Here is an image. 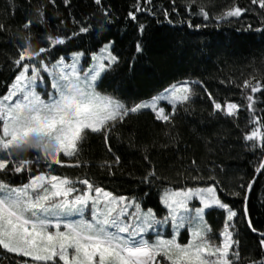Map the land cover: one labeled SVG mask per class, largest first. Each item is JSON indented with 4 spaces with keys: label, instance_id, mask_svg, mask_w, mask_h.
<instances>
[{
    "label": "snow or ice",
    "instance_id": "obj_1",
    "mask_svg": "<svg viewBox=\"0 0 264 264\" xmlns=\"http://www.w3.org/2000/svg\"><path fill=\"white\" fill-rule=\"evenodd\" d=\"M49 2L55 4L56 0ZM250 2L259 6L261 26L256 31L264 34V0ZM63 3L71 6V0ZM94 3L110 21L113 16L110 6L104 0H94ZM152 3L153 0H133L127 17L138 21V13L156 15V9L150 7ZM172 5H176V0H172ZM9 6L16 7L14 0H10ZM210 6L214 7L213 0H199L198 4L197 0H185L186 10L206 21L230 22L232 18L256 11L234 2L213 16L208 10ZM178 7L172 6L171 12H176ZM162 11L169 23H173L169 9ZM35 12L37 19L30 17L22 25L27 35L21 37L18 56L13 58L15 72L11 83L0 94V250H3L0 254H16L21 257L20 264H242L244 259L248 264H264V228L258 227L251 217L248 195L253 190L255 176L247 183L244 193H230L235 197L243 195V209L238 211L217 194L220 181L214 175L204 177L195 167L177 173L185 179H207L212 183L203 187L164 186L159 200L167 211L158 219L152 208L145 211L141 207L137 197L117 195L96 185L87 175L73 179L66 174H54L56 166L87 164L82 159L83 145L94 134L103 137L107 151L114 157L101 161L99 166L114 174L113 168L120 165L121 156L113 151L110 141L113 134L122 135L117 130L128 118L151 110L157 121H163L171 129L176 113L180 108L187 111L196 95L194 86L203 82H176L147 100L129 105L114 93L100 90L104 78L121 63V57L113 50L114 41H107L98 52H92L87 68L81 63L86 51L72 52L70 62L64 55L57 57L60 45L92 30L88 17L84 22L73 17L78 31H72L71 37L59 29L55 34L46 30L43 36L46 46L33 49L32 27L47 23L46 5L41 4ZM188 26L202 27L192 20ZM252 28V24L247 25L248 30ZM0 31H8L6 24L0 23ZM139 32L135 40L136 54L145 50V24H139ZM241 87L250 90L246 108L248 124L253 125L250 132H245L244 139L264 156V115L256 114L258 101L254 95L260 93L264 98V81L246 79ZM204 91L212 102L210 115L224 112L227 116H236L243 107L233 101L222 104L206 87ZM164 101L171 111L161 106ZM259 102L264 103V99ZM164 136L167 142L160 144V148L167 149L176 143L177 138L170 130ZM128 140L130 146L139 148L146 161L142 182L152 184L166 179L151 159L158 139L137 144L134 134H129ZM33 151L45 165L44 171L35 174L31 169L33 160L24 158ZM196 164L193 158L191 165ZM25 171L29 174L28 182L14 185L9 174L14 176ZM255 172L264 175V159L259 161ZM77 184L85 187L77 188ZM240 188L245 185L241 184ZM196 199L200 206L193 205ZM89 207L90 219L85 216ZM210 208L223 210L224 223L218 236L206 220V210ZM237 217L258 235V247L262 249L258 259L241 256ZM169 222L171 233L155 230L158 225ZM153 230L155 238L150 239L148 236ZM181 230L188 234L186 243L181 242Z\"/></svg>",
    "mask_w": 264,
    "mask_h": 264
},
{
    "label": "trees",
    "instance_id": "obj_2",
    "mask_svg": "<svg viewBox=\"0 0 264 264\" xmlns=\"http://www.w3.org/2000/svg\"><path fill=\"white\" fill-rule=\"evenodd\" d=\"M234 2L256 11L247 12L241 18H232L230 22H218L216 19L206 21L202 16L186 10L185 0H176V5H172V0H153L150 7L156 9V15L150 12L138 13L139 20L131 21L127 13L131 10L133 0H104L113 14L109 21L97 10L94 0H71V6L65 5L63 0H56L55 4L49 0H14V9L9 6L10 0H0V23L6 24L8 28V31H0V94L6 91L5 85L11 83L15 72L12 61L18 56L21 37L27 35L22 25L30 17L37 19L36 8L41 4L46 5L47 23L33 25V49L46 46L43 39L46 30L55 34L59 29L71 37L72 31H78L73 17L81 22L88 17L87 23H91L92 30L60 45L56 56L69 58L72 52L86 51L87 61L91 53L96 52L104 43L114 41L113 50L121 57V63L104 78L101 91L114 93L132 104L152 96L175 81L192 79L203 83L194 86L196 95L187 106V111L180 108L176 113L174 127L171 129L163 121H157L151 110L128 118L127 123L117 130L122 135L113 134L110 141L113 151L121 156L120 165L113 168L114 174L99 166L101 161L114 157L107 151L103 137L96 134L89 136L83 145L82 159L88 161L87 164L82 167L70 164L56 166L54 174H66L73 179L87 175L96 185L117 195L135 196L143 208H152L156 214L163 215L165 209L159 195L164 186L203 187L212 183L207 179H185L177 174L191 171L195 167L204 177L214 175L220 181L217 194L242 211L243 195L235 197L230 193L246 191L247 183L256 173L255 167L264 156L244 139L245 132H250L253 125L248 124L249 112L246 108V96L250 90L241 86L246 79L264 81V34L256 31L261 26L260 10L250 0H213L214 7L210 6L208 10L215 16ZM172 6H179L176 12H171ZM164 8L169 9L173 23L164 17ZM62 20L64 23H61ZM189 20L202 27H189ZM140 23L147 27L146 46L143 53L136 54L135 40L140 36ZM248 24L253 25L252 30L247 29ZM205 87L222 104L233 101L243 107L236 116H227L224 112L210 115L212 102L204 91ZM254 95L258 101L256 114L264 115V103L259 102L264 98L260 93ZM161 106L171 111L167 103ZM169 130L177 138L176 143L162 149L159 145L167 142L164 132ZM129 134H134L137 144L158 139L159 143L151 152V159L160 175L166 179L156 180L152 184L142 182L146 161L138 147L129 145ZM36 157L34 151L24 157L33 160V174L45 170V165ZM193 158L197 161L195 166L191 165ZM9 176L14 185L29 180L27 171ZM241 184L245 188H240ZM248 195L251 217L258 227L264 228V175L258 174L253 190ZM206 212V220L218 236L224 223L223 210L210 208ZM236 220L241 256L258 259L262 251L258 247V235L252 233L240 217ZM0 259L17 260L18 257L14 254H0ZM242 264H248L247 259L242 260Z\"/></svg>",
    "mask_w": 264,
    "mask_h": 264
},
{
    "label": "rangeland",
    "instance_id": "obj_3",
    "mask_svg": "<svg viewBox=\"0 0 264 264\" xmlns=\"http://www.w3.org/2000/svg\"><path fill=\"white\" fill-rule=\"evenodd\" d=\"M105 44V43H104ZM102 47V46H101ZM100 47V48H101ZM99 48V49H100ZM99 49L96 51V52H98L99 51ZM70 58H71V54L69 55V62H70ZM81 63L83 64V66L85 67V68H87L88 67V64L89 63H91V55H90V57H89V60H87V61H85V57H82L81 58ZM185 80H192V79H182V80H179V81H175V82H172V83H170V84H168V85H166V86H164L163 88H161V89H159L158 91H156L153 95H155V94H157V93H160V92H162V90L164 89V88H167L169 85H171V84H174V83H176V82H183V81H185ZM192 81H194V80H192ZM152 95V96H153ZM151 97V96H150ZM150 97H148V98H145V99H142V100H147V99H149ZM141 101V100H140ZM139 102V101H138ZM163 103H167V101H164ZM168 104V103H167ZM129 105H131V104H129ZM27 183V182H26ZM24 184V183H23ZM16 185H21V184H16ZM82 187H85V186H83V185H78L77 186V188H82ZM94 194V193H93ZM193 205L194 206H200L199 205V200L198 199H196V200H194L193 202ZM162 205V204H161ZM163 206V205H162ZM141 207L143 208V206L141 205ZM164 207V206H163ZM145 211L148 209V208H143ZM165 209V208H164ZM154 210V209H153ZM208 210V209H207ZM206 210V211H207ZM166 209H165V213L163 214V215H158L157 214V218L158 219H160V218H162V217H164L165 215H166ZM154 212H156L155 210H154ZM85 216H86V218H91V209H90V207L89 208H87L86 210H85ZM155 230H159L162 234H164V233H171L172 232V227H171V222H169L168 224H165V225H158L157 227H156V229ZM155 230H153V231H151L150 232V234H149V236H148V238H150V239H154L155 238ZM187 236H188V234H187V232H186V230H181V237H180V239H181V242L182 243H186L187 242ZM14 255H16V254H14ZM17 256V255H16ZM18 257V259L17 260H13V259H0V264H20V260H21V257H19V256H17ZM23 259H28V258H23Z\"/></svg>",
    "mask_w": 264,
    "mask_h": 264
},
{
    "label": "water",
    "instance_id": "obj_4",
    "mask_svg": "<svg viewBox=\"0 0 264 264\" xmlns=\"http://www.w3.org/2000/svg\"><path fill=\"white\" fill-rule=\"evenodd\" d=\"M256 178H257V176H258V174L257 173H255V175H254ZM249 193V192H248Z\"/></svg>",
    "mask_w": 264,
    "mask_h": 264
}]
</instances>
